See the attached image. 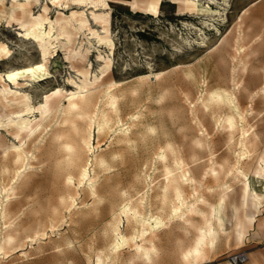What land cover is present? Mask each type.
Listing matches in <instances>:
<instances>
[{"label": "rangeland", "instance_id": "1", "mask_svg": "<svg viewBox=\"0 0 264 264\" xmlns=\"http://www.w3.org/2000/svg\"><path fill=\"white\" fill-rule=\"evenodd\" d=\"M44 2L53 25L42 56L22 8ZM0 41V105L23 93L35 107L31 130L0 129V264H232L238 251L264 264V0H160L157 11L140 0H3ZM75 87L93 91L78 111ZM88 158L92 179L81 180ZM241 167L258 211L243 204ZM181 172L198 181H183L199 207L188 225L176 210ZM209 204L225 230L188 262Z\"/></svg>", "mask_w": 264, "mask_h": 264}, {"label": "bare ground", "instance_id": "2", "mask_svg": "<svg viewBox=\"0 0 264 264\" xmlns=\"http://www.w3.org/2000/svg\"><path fill=\"white\" fill-rule=\"evenodd\" d=\"M2 1L3 0H0V2H2ZM140 1L142 3H144L148 8H150L154 11H157L159 8L160 0H140ZM224 14H226V13H224ZM13 17L16 18L15 11H13V13H12V18ZM225 18L227 19V15H225ZM22 20H23V25L29 29L27 36H30V37L35 39V41L37 42L38 48H39L40 52L42 53V56H44L45 52H44L40 42L46 38L49 26L53 25V22L49 17V7L47 5V2H44L42 4L41 11L38 13H35L32 9L22 8ZM8 53H9L8 45L0 41V60H2L3 59L2 57ZM0 81L1 82L5 81L1 72H0ZM75 88H76V91L74 93L68 95V102H69L70 110H72V111L82 110V104L86 103V102L91 103L89 101V98L93 95V91L90 90L88 87H82V88L75 87ZM212 97L219 100V101L227 102L231 107H233L236 110L239 109V102H238L237 98L235 99L234 95L231 93H227V94L215 93V94H213ZM7 107H10L11 109H13V111L8 112L6 110ZM34 113H35V107L32 103L31 96L29 94H23V93L18 94L17 97L11 98L3 106L0 105V129H2L5 126L7 129H15V130H19V131L31 130L32 127H30V126L33 123L32 116L34 115ZM229 121H230V125L234 126V120L232 118H230ZM93 136H94V134L91 131L88 139L85 141L86 150H88L89 152H92L94 149V145L92 142ZM67 150L75 158V160H73V163H76L78 158H79V155H80L78 148H76L74 145L68 144ZM242 158H244V156ZM261 161L264 164V157L262 158ZM74 165H76V164H74ZM90 165H91V159L88 158L86 160L84 166L81 167V171H80V179L81 180H85L87 178L92 179L89 176ZM237 170H238V172H236V173H240L244 178V186H243V190H242L243 191L242 199H243L244 206H246V208L247 207L255 208L258 211L255 201L251 198L250 174L247 172H244L242 170V167L237 169ZM187 171H189V170H187ZM214 171H216V169H214ZM181 174H182V172H181ZM215 175L218 176V172H215ZM184 177H186V178H184ZM179 178H180V180H178ZM181 179H182V181H181ZM190 179H191V181H195V184L198 183V181L196 180V178L194 176L193 177H187L186 173H183L180 177L173 175V180L175 182V194H176L177 198L180 200V206L179 207L177 206L178 208H176V207L175 208L177 210V209H182V207H185V212L179 215V222L182 221V223L186 224V225L192 224L190 215L191 214L193 215L197 211V209L199 208L198 204H195V203L189 204L186 201L187 196L185 195V191L183 188V181L185 180V184H186V181L190 180ZM263 182H264V180H263ZM89 188L91 189V191L96 192L97 188L94 186L93 183L90 184ZM227 197H228V193L225 192L222 199H221V201H222L221 204L226 202ZM201 202H202V205L208 204L204 197H202ZM206 206H208V205H206ZM130 210H131V208H130L128 203H125L123 206H121V209H120L121 212L126 214V217L128 219L131 216H133L130 213ZM209 210H210L209 214H207V213L204 214V216L206 217V223H207L206 226H201V227L197 228L198 238L195 241L192 248L189 249L184 255V259L187 260L188 262L191 259H194L195 262L199 261L200 258L204 256L206 249L209 247H213L215 242L217 241V239L220 237L221 232L225 230L226 224H225L224 218L222 217V215L218 211L217 207L215 205L209 204ZM3 214L5 216L6 211H3ZM238 223H240V222L238 221ZM154 225L158 227L159 225H165V223H163V220H161L159 218V220H157ZM149 226L152 227V223L148 224V228H149ZM154 233H156V232H154ZM154 233H153V235H154ZM146 234H147V232H146ZM153 235H151L150 237L149 236L147 237L146 235H144V240L145 241L149 240L150 238L153 237ZM153 239L154 238H152L151 240H153ZM116 240H117V243L119 245L125 243L127 240L125 235L123 234L122 230L119 227L117 228ZM144 245L136 243L137 252L143 254L147 260H152V256L157 255V248L155 246H152L151 248H147ZM100 263H101V258H99V261L97 264H100Z\"/></svg>", "mask_w": 264, "mask_h": 264}, {"label": "built area", "instance_id": "3", "mask_svg": "<svg viewBox=\"0 0 264 264\" xmlns=\"http://www.w3.org/2000/svg\"><path fill=\"white\" fill-rule=\"evenodd\" d=\"M249 257L246 251H238L230 255V262L232 264H244L248 261Z\"/></svg>", "mask_w": 264, "mask_h": 264}, {"label": "snow or ice", "instance_id": "4", "mask_svg": "<svg viewBox=\"0 0 264 264\" xmlns=\"http://www.w3.org/2000/svg\"><path fill=\"white\" fill-rule=\"evenodd\" d=\"M198 254V253H197ZM187 258V257H186Z\"/></svg>", "mask_w": 264, "mask_h": 264}]
</instances>
